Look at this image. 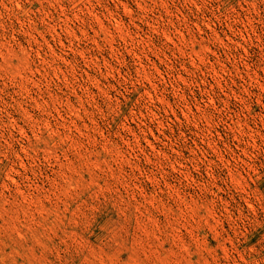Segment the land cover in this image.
I'll return each mask as SVG.
<instances>
[{"label":"rangeland","instance_id":"obj_1","mask_svg":"<svg viewBox=\"0 0 264 264\" xmlns=\"http://www.w3.org/2000/svg\"><path fill=\"white\" fill-rule=\"evenodd\" d=\"M0 264H264V0H0Z\"/></svg>","mask_w":264,"mask_h":264}]
</instances>
